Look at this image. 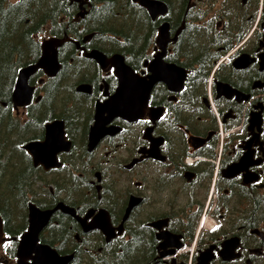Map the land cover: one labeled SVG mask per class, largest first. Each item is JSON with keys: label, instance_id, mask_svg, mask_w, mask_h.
I'll return each instance as SVG.
<instances>
[{"label": "flooded vegetation", "instance_id": "flooded-vegetation-1", "mask_svg": "<svg viewBox=\"0 0 264 264\" xmlns=\"http://www.w3.org/2000/svg\"><path fill=\"white\" fill-rule=\"evenodd\" d=\"M2 11L0 264H264V0ZM52 38L57 69L15 91ZM122 63L149 89L132 119Z\"/></svg>", "mask_w": 264, "mask_h": 264}, {"label": "water", "instance_id": "water-1", "mask_svg": "<svg viewBox=\"0 0 264 264\" xmlns=\"http://www.w3.org/2000/svg\"><path fill=\"white\" fill-rule=\"evenodd\" d=\"M58 43H59V40H54V38L46 40L43 43V55L39 58L38 62L34 65L33 64L27 65V66L22 67L20 69L19 75L17 78V88L15 91H17L21 87H23V88L26 87L25 86L26 85V83H25L26 78H27L28 74L33 70L34 66L51 65L52 67H54V69H57L58 64H57V57H56V44H58ZM121 60H122V58H121ZM119 67H122V69H123L122 72H124V75L123 74H121V75L124 76L125 81L127 83V86H129V87L126 86V93L124 95L122 94V92L119 91L121 93V94H119V92L117 91L118 94H116V96L114 97V99L111 102L114 103L113 106H117V108H118L117 113L118 114L120 113V115H123V116L127 117L128 119L136 118V115H138L140 108H142V107L145 108L149 89L146 90L143 97H140L137 93L136 86H134L135 80L133 78V73H132L131 69L128 66H125L124 63L120 64ZM13 96L16 99L19 98L18 94H16V93H14ZM28 96L29 95L27 93V95L22 98V101H26L29 98ZM107 103H109V105H110L111 104L110 100H108L106 102V104ZM139 103H141L143 106L140 105ZM31 144H33V143H30L29 146ZM26 146H28V145H26ZM32 208L34 211L32 209L30 211V220H31L30 228L35 229L33 234H36L37 230L42 226V224L45 222V220L49 216L51 209L40 210L34 204H32Z\"/></svg>", "mask_w": 264, "mask_h": 264}, {"label": "trees", "instance_id": "trees-1", "mask_svg": "<svg viewBox=\"0 0 264 264\" xmlns=\"http://www.w3.org/2000/svg\"><path fill=\"white\" fill-rule=\"evenodd\" d=\"M11 24H12V21L11 23H9L6 15H4V12L2 11V15L0 16V29H2L3 31H6V30L9 31Z\"/></svg>", "mask_w": 264, "mask_h": 264}]
</instances>
